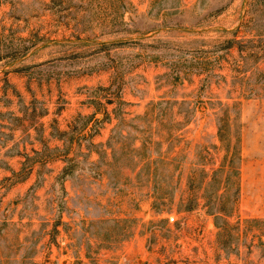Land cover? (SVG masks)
Wrapping results in <instances>:
<instances>
[{
    "label": "rangeland",
    "instance_id": "1",
    "mask_svg": "<svg viewBox=\"0 0 264 264\" xmlns=\"http://www.w3.org/2000/svg\"><path fill=\"white\" fill-rule=\"evenodd\" d=\"M0 264H264V0H0Z\"/></svg>",
    "mask_w": 264,
    "mask_h": 264
}]
</instances>
